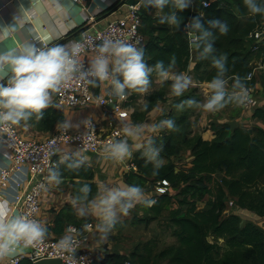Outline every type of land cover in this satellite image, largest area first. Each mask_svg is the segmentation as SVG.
<instances>
[{"label":"trees","instance_id":"trees-1","mask_svg":"<svg viewBox=\"0 0 264 264\" xmlns=\"http://www.w3.org/2000/svg\"><path fill=\"white\" fill-rule=\"evenodd\" d=\"M223 1L226 6H221L220 0H214L207 7L201 8L198 18L204 29L214 37L208 41L214 51L200 58L203 44L197 48L199 56L193 69L194 77L198 81H211L220 74L214 61L223 57L224 72L221 78L231 77L234 81L231 89H239L235 85L237 80L242 85L254 87V78L251 81L245 80L252 69L249 63L253 54L252 41L248 34L258 23L264 22V15L251 14L244 0ZM192 3L177 12L182 18L178 28L166 22L159 23V16L152 18L148 14V11L156 9L142 6L141 31L146 37L143 50L148 66L153 67L157 62H163L166 69L176 67L183 71L188 68L192 49L189 29L185 26L189 24L192 15ZM231 5L236 6V13L231 10ZM245 16L247 19L242 21L241 17ZM213 21L218 22L215 27L211 23ZM145 24L151 27L145 29ZM219 24H227L226 34L220 33ZM194 35L196 36L195 33ZM246 41L250 42V48L245 46ZM263 51L262 42L254 54ZM160 100V93L149 96L144 113H149ZM252 118L263 125H256L250 131L240 126L231 129L225 121L215 125L205 123L204 120L202 127H208L212 136L186 138L184 142L186 146L188 144L192 159L190 166L185 165L182 170L177 167L182 160L180 157L175 162L169 160L159 164L160 167L157 168L158 163L151 161L143 152L135 151L132 158L135 169L127 172L126 183L141 186L145 181L156 183L166 180L169 186L166 192L155 195L156 202L151 207L143 204L142 210L146 214L144 217L134 215L131 222H144L147 225L163 212L170 210L169 220L174 227L176 245L158 248L156 242L151 240L139 242L128 256L119 253L106 254L102 260L94 259L91 264H122L126 259L135 261V264H264V229L253 221L243 222L235 212L224 214L228 200L232 199L235 208L245 209L264 219V100L253 110ZM184 126L189 125L185 123ZM154 145L160 155L176 157L178 150L172 139L163 137L154 142ZM65 166L71 177L86 181L94 178V169L86 162ZM216 173L221 176L210 186L209 179ZM84 185L90 188L87 199L97 195L96 183L78 182V197L84 195L80 191ZM171 188L178 192L172 194ZM204 194L212 198L211 205L195 204V199ZM209 237L212 241L208 240ZM20 264L32 263L23 260Z\"/></svg>","mask_w":264,"mask_h":264},{"label":"crops","instance_id":"crops-1","mask_svg":"<svg viewBox=\"0 0 264 264\" xmlns=\"http://www.w3.org/2000/svg\"><path fill=\"white\" fill-rule=\"evenodd\" d=\"M120 1L121 0H0V28L14 25L19 29L8 39L0 40V51L15 46L19 43L20 39L25 38L35 39L34 42L37 46H43L44 44L53 46L58 43L78 41L77 38L81 36L82 31L88 26L90 17H94L97 21L96 26L101 27L108 20L123 15L125 8L120 6L117 10L109 13ZM209 1L211 2L214 0ZM231 10L236 13V6L231 5ZM148 14L152 18L159 16L156 10L148 11ZM199 14L201 15V10ZM246 19L247 16L241 17L242 21ZM150 27L148 25L146 26V24L143 26L145 29H149ZM188 36L191 43L194 42L195 35L194 38H191L190 32H188ZM249 43L250 42L246 41L245 46H249L250 48ZM191 49L190 63L186 70L179 71L176 67L168 69L171 75L183 74L189 78V87L182 96L176 97L171 94L170 87L172 81L170 79L161 82L158 74L152 73L150 75V83L153 82L156 84L157 89H161L160 91L163 93L162 100L158 101L156 106L148 113V123L143 124L145 125L144 128L147 129L146 132H142L138 136L126 135V142L129 144L132 153L130 157L122 161H116L106 158L105 153L102 152L100 154H86L84 160H80L78 158L79 156L75 154L76 157L72 161L67 157V154L74 151L71 147L62 146L59 149L58 159L60 161V166L56 171L61 177V183L55 185L47 181L46 190L41 196L40 222L46 225L47 236L59 239L67 233L69 228H76L80 233L87 234V246L93 250L97 261L102 260L106 254L111 253H119L128 256L129 251L125 249L126 245L122 246L124 249H121L117 243H122L118 241V237H120V240H123L120 235H126L121 233V228L125 222L131 221L132 211H129L126 216H121L115 226L117 229L114 228L107 238L103 240H101L100 233L96 228L98 223L97 218L93 215L80 218L76 215V211L79 207H83L91 202L98 194L110 188L129 185L126 183V174L135 151L139 150L143 152L148 158L150 151L152 149H157L154 142H156L157 139L159 140L160 138L166 137L167 139H172L176 150L182 153L188 149V146L185 145L186 142H184L186 138L200 135L206 138L212 136V132L208 127H202L205 119H208L211 124L215 125L224 121L227 123L232 121L235 123V127L240 126L245 128L247 126V129L250 128L248 125L252 122L256 125H263L262 122L252 118L254 109H243L240 101L230 99V97L239 95V89H231L230 87L231 84L234 83L231 77L222 78L226 81L225 107L213 112H208L203 109L202 105L209 98L211 90L208 87L209 82L198 81L194 77L193 69L199 53L197 52V48L191 47ZM92 56L91 54H87L85 58L88 61ZM251 56L249 65L260 63L264 67V51L259 54L253 53ZM253 65L251 66L253 67ZM6 76L7 73L0 70V81H6ZM263 78L264 68H256L254 72L255 85L253 88L257 89L256 93H259V95L263 94L262 89L264 90ZM164 88L167 91H164ZM92 90L97 96H111L107 90V86L103 82L96 87L92 86ZM258 90L262 92H258ZM188 100H192L195 103L189 106L186 103ZM124 104L123 108L131 114L130 108ZM167 108H169V110L165 112V114L168 116H161ZM87 118L96 120L99 126L104 130H108L111 126H119L124 132L125 127L137 126L130 123L131 115L121 118L116 112L107 109L106 106H88L74 109L50 106L43 110L42 119L36 120V118L33 117L28 122L22 121L17 125V128L25 137L44 139L51 135L63 121L69 122L71 125L70 129L74 131L81 130L83 128V122ZM156 118L161 121L172 120L174 122V128L168 129L165 126V130L163 129L164 132H159L161 127L153 131L152 126L161 123L158 122V124H156L158 121V119L155 120ZM185 123H188L189 126L183 127ZM139 126H141V124ZM157 135L161 137L159 138ZM173 159V156L167 158L165 155H160L158 151L157 158L155 160H150L158 164H163ZM191 159L192 155L190 152L188 163L186 164L187 166H190ZM77 162H86L90 164L94 169V178L86 181L85 179L71 177L65 165L69 164L71 166ZM4 169L9 170L10 174L7 177L5 186L1 184L0 179V199L9 200L10 214H17L13 204L26 184L29 175L28 168L24 164L14 167L9 155L0 145V176ZM78 182L96 183L98 187L97 195L86 201L83 199L77 200V202L73 204V199L78 197L76 194ZM235 213L239 217H241V215L256 217L257 221L253 219L249 221L256 222L264 229V219L258 217L254 213L245 209H240L239 212ZM115 230L116 232H114ZM114 235H117V237ZM113 240L115 242H112ZM130 241L132 240L130 239Z\"/></svg>","mask_w":264,"mask_h":264},{"label":"clouds","instance_id":"clouds-1","mask_svg":"<svg viewBox=\"0 0 264 264\" xmlns=\"http://www.w3.org/2000/svg\"><path fill=\"white\" fill-rule=\"evenodd\" d=\"M192 0H140L141 6L154 7L159 13V23H168L174 28L181 24V17L177 15L189 7ZM249 12L253 15H264V0H244ZM168 11H165V9ZM215 27L218 22H211ZM186 29L196 34L193 46L199 48L203 44L200 58L214 51L208 41L214 39L211 33L206 31L200 22V18H192ZM19 29L14 25L0 28V40L11 37ZM221 34L228 31L227 24H219ZM35 39H20L15 46L0 51V70L7 73L6 82L0 81V126L19 125L22 121L28 122L33 117L36 120L43 118V110L54 106L53 95L68 86L72 81L98 86L103 82L107 86L110 95L121 101L127 99L130 93L143 94L147 91L149 77L156 72L161 79L171 80L170 92L173 96H182L188 89L190 80L186 75H171L163 62H157L150 67L145 62L144 50L136 43H130L123 39L105 38L98 44H93L94 55L88 59L85 67L83 53L86 48L82 41H70L58 43L53 46L44 44L37 46ZM223 57L215 60V66L220 74L208 83L211 94L202 107L208 112L217 111L225 107V84L221 78L224 72ZM237 88H243L239 80L235 82ZM230 99L241 103L247 99V93H242ZM189 106L195 102L188 100ZM179 107V106H178ZM147 109V104L141 105V110ZM174 128L172 120L161 121L159 125H153L152 130L160 127ZM71 125L68 121L60 123V130L66 132ZM144 131L142 126L125 127L124 132L128 136H138ZM106 158L116 161L125 160L131 156L129 144L123 140L110 141L104 146ZM158 150L152 149L149 159L155 160ZM160 167L159 164L156 165ZM49 183L59 185L61 177L55 170L49 171L47 176ZM80 191L82 197L77 200H87L90 191L89 186L84 185ZM144 192L138 185H125L110 188L94 198L83 207H79L76 215L80 218L93 215L97 218L96 228L101 240L115 228L121 216L128 215L129 211L137 204L143 203L151 207L156 201L144 199ZM9 200L0 199V264L5 260L22 254L25 250L41 243L47 234V227L28 214H10ZM79 235L74 228H69L61 238L60 247L68 254L75 252L76 240Z\"/></svg>","mask_w":264,"mask_h":264},{"label":"built area","instance_id":"built-area-1","mask_svg":"<svg viewBox=\"0 0 264 264\" xmlns=\"http://www.w3.org/2000/svg\"><path fill=\"white\" fill-rule=\"evenodd\" d=\"M209 0L201 2V8L209 5ZM221 6H226L223 0H220ZM120 7L125 8L123 15L108 20L103 26L97 27L94 17H90L88 26L81 33V40L86 51L82 54L85 67L88 66L86 60L87 54L94 55L93 44L100 43L105 38L123 39L130 43H136L139 47H144L146 37L141 31L142 17L140 10L142 8L140 0L134 4L126 3V0ZM248 38L252 41L251 50L256 53L260 43L264 41V22L258 24L248 34ZM253 65V64H251ZM256 68H264L262 64L253 65L251 71L245 77L246 81L254 78ZM6 82V81H4ZM247 93V99L243 103L240 102L243 109L251 110L260 105L259 100L254 95L252 86L243 85L239 88V95ZM129 97V95H128ZM127 99L121 101L119 98L111 96H97L94 94L91 85L72 81L68 86L53 95V105L57 108L74 109L88 106L105 107L108 102L114 101L113 112L121 117H129V114L123 107ZM121 102V103H119ZM126 134L122 129L111 126L108 130L102 129L98 122L93 118H87L83 122L81 130L68 129L66 132L60 130V125L56 130L44 139H35L23 136L17 128V125L0 126V145L9 155L14 167L24 164L28 168V179L22 192L16 198L13 207L17 214H28L40 222L41 212V196L47 187V176L49 171L58 170L60 161L58 159V151L62 146H69L74 151L67 154L68 159L74 160L77 154L80 160L85 159L87 152L91 154H100L104 152V146L110 141L123 140L126 141ZM128 169H135L130 163ZM9 170H2L1 184L6 185ZM158 193L166 192L169 184L166 180L156 182ZM227 206H233V200L229 199ZM76 229V228H74ZM77 230V229H76ZM78 231V230H77ZM74 236L77 241L75 244V252L68 254L60 247V240L50 238L46 235L45 239L25 250L22 254L12 259L5 260L4 264H20L23 260H28L32 264L44 259H56L62 264H91L95 259V254L91 248L87 246L88 236L86 233H80ZM122 264H135L126 259Z\"/></svg>","mask_w":264,"mask_h":264},{"label":"rangeland","instance_id":"rangeland-1","mask_svg":"<svg viewBox=\"0 0 264 264\" xmlns=\"http://www.w3.org/2000/svg\"><path fill=\"white\" fill-rule=\"evenodd\" d=\"M263 85H264V78H263ZM160 90L161 89H157L156 84L151 82L145 93H143V94H138L135 92L130 93L128 100L125 101V104H124L125 106L130 108L131 113H132L130 123H133L135 125L141 124V126L144 128L145 125H143V124L148 123V120H147L148 113H144V110H141V105L142 104H148V102H149L148 97L149 96H155L158 93L163 94ZM256 90L257 89H254V95L259 100L260 105H261L263 102V99H264V90L262 89L263 94H260V95H259V93H256ZM164 91H167V90L164 88ZM262 91L258 90V92H262ZM168 110H169V108H167L166 111H164L161 114V116H163V115L168 116L167 114H165V112H167ZM168 114H169V112H168ZM157 119L158 118H156L155 120H157ZM158 122H161V120L158 119L156 124H158ZM205 123H209V120L205 119ZM248 126L250 127V128L248 127L249 128L248 130H252L253 128H256V124L254 122L250 123ZM114 127L121 129V127H119V126H114ZM245 128L247 129V126ZM163 129H164V127H161L159 132H162V131L164 132L165 129L164 130ZM146 131H147V129L144 128L143 132H146ZM158 137L160 138L161 136H158ZM151 138H152V136H151ZM187 146H188V144H187ZM189 155H190V150L188 148L186 151H184L182 153L177 152L176 157L173 159V161L175 162V159L177 157H180L182 160H181L180 164L176 163L177 167H179L181 170L185 169L184 167L188 163ZM128 172H129V170H128ZM220 176H221L220 173L214 174L212 176V178L209 179L211 182H208V184L210 186H212L213 181L219 180ZM157 186H158V184L155 182H151V181L143 182V184H141L140 187L142 188V190L145 194L144 199H146V200L147 199H154L155 195H157V193H158L156 190ZM170 191L172 192V194H175L178 192V190H174L173 188H171ZM195 201H196L195 204H197V205L199 204V206H203V205L204 206H206V205L210 206L211 202H212V198H210L208 195L204 194L202 197L196 198ZM143 207H144V205H143V203H141V204H137L133 209H131L130 211H132L131 212L132 217L134 215L141 217V218L144 217L146 214L142 210ZM173 207L176 208V205H173ZM169 211L170 210L163 212L160 216L155 218L153 221H151L147 225L144 222H139V223H137V222L132 223L131 221L125 222L122 225L121 233H124L126 235H124V236L120 235L123 238V240H120V237H118V241L122 242V243H117L119 248L124 249V247H122V246L126 245L125 249L128 250L130 253V251L134 248V246L137 243H139V242L143 243V242H146L148 240L156 242L158 248H164V247H167L170 245H176V240H175V237L173 236L174 227L170 223V220H169ZM239 211H240V209L235 208V206H232V207L227 206V208L224 210V214L228 215L231 212H239ZM240 218L243 222H247L250 219L257 221V218L254 216H242L241 215ZM115 229H117V228L115 227ZM114 232H116V230ZM114 236L117 237V235H114ZM130 239L132 241H130ZM208 240L212 241L210 237L208 238ZM112 242H115V241L113 240ZM221 242H222V240H220V243ZM164 263L166 264V262H159V264H164Z\"/></svg>","mask_w":264,"mask_h":264},{"label":"water","instance_id":"water-1","mask_svg":"<svg viewBox=\"0 0 264 264\" xmlns=\"http://www.w3.org/2000/svg\"><path fill=\"white\" fill-rule=\"evenodd\" d=\"M124 1L125 0H121V2H119V4L115 8L111 9L109 13H111L112 11L117 10V8L120 5H122L124 3ZM138 1L139 0H126V3L131 4V5H134ZM202 1L203 0H193V3H192V15L190 17L189 23L191 22L192 18L199 16V12L201 10V2ZM189 32H190V37L191 38H194V34H193V32L190 29H189ZM77 40H81V36H79L77 38ZM191 47L194 48L193 42L191 43ZM106 108L109 109V110H113L114 109V101L107 103L106 104ZM228 124L230 125L231 129H234L235 128V123L234 122L231 121ZM87 154H91V153L90 152H87ZM35 264H62V263L59 260H56V259H44V260L37 261Z\"/></svg>","mask_w":264,"mask_h":264}]
</instances>
